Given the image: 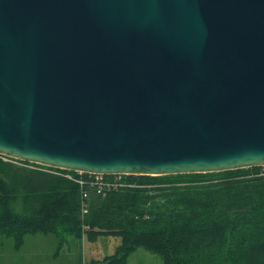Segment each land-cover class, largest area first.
Instances as JSON below:
<instances>
[{"label":"water","instance_id":"1","mask_svg":"<svg viewBox=\"0 0 264 264\" xmlns=\"http://www.w3.org/2000/svg\"><path fill=\"white\" fill-rule=\"evenodd\" d=\"M0 154L102 174L264 165V0H0Z\"/></svg>","mask_w":264,"mask_h":264},{"label":"trees","instance_id":"2","mask_svg":"<svg viewBox=\"0 0 264 264\" xmlns=\"http://www.w3.org/2000/svg\"><path fill=\"white\" fill-rule=\"evenodd\" d=\"M263 168L123 174L125 185L98 192L90 173L0 154V240L12 237L19 249L38 232L61 242L121 238L114 253L86 264H129L140 247L162 264H264Z\"/></svg>","mask_w":264,"mask_h":264},{"label":"rangeland","instance_id":"3","mask_svg":"<svg viewBox=\"0 0 264 264\" xmlns=\"http://www.w3.org/2000/svg\"><path fill=\"white\" fill-rule=\"evenodd\" d=\"M120 244L121 238L117 236L103 235L90 240L85 235L80 240L75 235H67L61 242L53 233H29L25 235L24 244L19 249L12 237L0 240V264H86L93 258L101 260L107 254L114 253ZM128 263L162 264V258L159 254L140 247L130 254Z\"/></svg>","mask_w":264,"mask_h":264},{"label":"built area","instance_id":"4","mask_svg":"<svg viewBox=\"0 0 264 264\" xmlns=\"http://www.w3.org/2000/svg\"><path fill=\"white\" fill-rule=\"evenodd\" d=\"M82 173L81 171H78ZM69 178H73V174L70 172L65 173ZM115 178L106 177L105 174L102 173H90L89 183L97 189L98 192H105L106 190H110L113 188H117L120 185H125L126 182L122 180L123 174H115ZM81 184L85 183L83 178L79 179ZM83 211H86L84 208Z\"/></svg>","mask_w":264,"mask_h":264},{"label":"crops","instance_id":"5","mask_svg":"<svg viewBox=\"0 0 264 264\" xmlns=\"http://www.w3.org/2000/svg\"><path fill=\"white\" fill-rule=\"evenodd\" d=\"M118 246H119V245H118ZM118 246H117V247H118ZM111 254H112V253H111Z\"/></svg>","mask_w":264,"mask_h":264}]
</instances>
